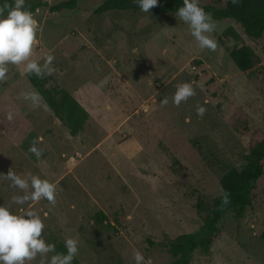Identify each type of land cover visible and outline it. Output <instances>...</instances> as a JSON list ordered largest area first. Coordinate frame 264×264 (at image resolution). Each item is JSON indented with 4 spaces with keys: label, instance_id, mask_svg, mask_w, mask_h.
Here are the masks:
<instances>
[{
    "label": "rangeland",
    "instance_id": "374dc122",
    "mask_svg": "<svg viewBox=\"0 0 264 264\" xmlns=\"http://www.w3.org/2000/svg\"><path fill=\"white\" fill-rule=\"evenodd\" d=\"M62 1L25 0L37 4L34 56H55L57 71L47 75L46 86L67 89L88 118L71 135L43 101L46 108H34L22 99V92L36 89L23 66L9 65L0 96L9 97L31 129L18 143L0 130V204L13 212L21 207L12 197L22 193L2 175L10 168L40 175L57 185L54 206L35 203L44 237L63 244L67 236L78 239L72 264H135L134 251L145 264H170L174 256L160 242L203 235L206 213L196 210V200L218 196L222 175L242 167L252 132H264V31L250 39L232 18L212 17L218 48L210 51L199 48L176 13H99L102 0L52 8ZM200 2L223 6V0ZM228 27L260 56L256 67H236L218 40ZM183 82L192 83L196 95L177 107L171 97ZM165 97L169 103L162 106ZM198 104L206 108L202 118ZM33 141L43 149L39 159L29 151ZM217 227L210 250H195L190 264H264V175L244 216L227 211Z\"/></svg>",
    "mask_w": 264,
    "mask_h": 264
},
{
    "label": "clouds",
    "instance_id": "9594fccd",
    "mask_svg": "<svg viewBox=\"0 0 264 264\" xmlns=\"http://www.w3.org/2000/svg\"><path fill=\"white\" fill-rule=\"evenodd\" d=\"M135 2L145 13H149V10L158 4V0ZM231 2L237 4L239 0ZM176 16L188 26L190 35L194 37L199 48L217 50L218 42L211 35L216 30L217 23L211 14L201 7L200 0H183ZM39 29V23L26 6L25 0H13V3L5 2L0 6V85L7 82L9 65L23 66L22 75H35L40 79L57 71L53 67V54L48 53L40 58L34 56ZM20 95L34 108H46L42 103V96L37 91L28 90ZM195 95L193 84L183 82L176 85L171 100L179 107ZM168 103V97L161 102L162 106H167ZM205 112V107L196 105V114L199 117L202 118ZM7 118L12 120L11 112L7 114ZM29 151L37 159L43 155V149L36 146V141L32 142ZM2 175L10 181L11 187L19 189L22 194L12 197V202L21 206L16 212H13L8 204H0V264H32L34 261H38V264H72L78 254V239L65 237L66 251H57L54 243L46 241L43 234L44 221L35 210V203L41 200H46L53 206L56 204L57 185L31 172L18 175L12 168ZM221 195L222 205H227L230 202L228 193L221 189ZM133 259L135 264H145V257L139 251L133 252ZM147 264H151L150 259Z\"/></svg>",
    "mask_w": 264,
    "mask_h": 264
},
{
    "label": "trees",
    "instance_id": "16d2710c",
    "mask_svg": "<svg viewBox=\"0 0 264 264\" xmlns=\"http://www.w3.org/2000/svg\"><path fill=\"white\" fill-rule=\"evenodd\" d=\"M79 0H64L52 8H76ZM5 2L13 3V0H0V6ZM183 5V0H158L157 6L151 8L152 12L176 13ZM201 7L214 18H232L241 27L243 33L250 39H257L264 31V0H239L233 4L231 0H223V6L215 7L211 4L200 2ZM26 6L34 12L37 4L26 3ZM112 9H133L139 10L135 0H102L96 8L99 13ZM230 39L236 43L226 45ZM218 40L225 46L227 53L240 71L251 70L256 67L261 58L248 43L241 42L239 33L228 27L218 36ZM27 79L32 87L42 96L43 102L52 111L54 116L68 128L71 135H76L83 129L88 118L87 110L78 100L64 87L59 85L46 86L47 75L37 78L35 75H28ZM11 112L12 120L7 118ZM31 124L26 120L23 113L11 102L7 95L0 96V130L6 134L14 143L20 142ZM264 132L256 129L250 135L247 144V153L244 155V163L240 169L231 168L224 173L219 181L220 189L228 193L229 203L222 205L221 193L211 201L198 197L194 206L197 211H204L203 219L204 233L199 236L195 233H183L173 239L162 240L160 245L166 248L174 259L170 264H190L192 253L197 250L207 253L217 234V222L222 215L230 211L236 218H242L246 209L252 203V191L258 178L264 175ZM99 220L103 221L105 215L102 212L97 214ZM264 241V229L260 233ZM56 250L65 252L62 242H54ZM73 263H76L74 258Z\"/></svg>",
    "mask_w": 264,
    "mask_h": 264
}]
</instances>
